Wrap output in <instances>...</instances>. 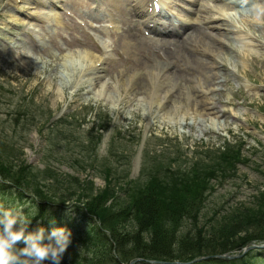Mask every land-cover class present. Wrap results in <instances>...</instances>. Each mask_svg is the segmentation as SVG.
I'll return each mask as SVG.
<instances>
[{"label": "rangeland", "instance_id": "1", "mask_svg": "<svg viewBox=\"0 0 264 264\" xmlns=\"http://www.w3.org/2000/svg\"><path fill=\"white\" fill-rule=\"evenodd\" d=\"M84 1L63 0L60 4L75 17L84 18L91 12L89 7L95 5L92 0ZM48 2L0 0V168L7 164L8 174L28 183L24 184L30 191L65 201L64 204L70 205L67 211L78 200L86 203L98 194L93 203L102 202L105 206L139 200L142 195L137 190L139 184L143 189L150 186L148 182L170 186L172 176L180 178L184 173L193 176L191 169L196 160L203 162L202 169L225 166L221 168L223 172H218L221 178L207 184V205L200 214L199 226L210 217L218 228L227 222L222 216L217 217L216 209H221L220 213L226 217L237 206H248L255 200L254 195L264 190V22H255L251 8L255 0H248L247 4L245 0H174L177 6L172 8L190 10L195 23H204V18L210 21L207 26L196 28L204 32V41L195 32L183 36L188 46L199 42L205 48L208 45L206 54L188 49L182 56L189 57L193 65L196 55L213 64H207L203 71L216 77L212 83L216 91L205 87L208 92L204 95L201 91L205 86L202 83L207 82L204 74L199 73L202 78L197 71L190 70L185 74L188 95L174 98L172 115L162 105L142 100L140 87L148 80L141 76L144 68L136 60L141 57L159 64L157 55L142 52L139 56L136 49L123 46L115 33L103 31L106 27L100 31L99 26L79 25L75 17L65 13L54 21L56 11ZM164 2L168 7L170 0ZM134 5L135 0L122 4L126 17H132L131 24L140 18L129 14L136 12ZM103 17L105 21L107 16ZM119 22L122 26V18ZM208 35L211 37L207 38ZM96 39L105 42L106 48ZM252 44L258 52L249 51ZM82 49H90L97 59L104 60L102 74L110 81L109 93L113 98L99 92L102 74L96 71L88 75L89 64L78 54L72 55ZM170 61L167 67L171 65L173 72H178L179 66L192 65L183 63V57ZM132 74L135 80L127 83L126 76ZM182 86V82L175 83L169 78L158 88L161 94L169 89L175 96ZM169 99V95L161 97L165 102ZM204 103L207 105L202 106ZM65 130L71 137L62 140L63 147H59L57 134L51 132ZM77 140L99 142L98 157L81 164L84 167L59 158L68 150L66 145L75 147ZM232 147L240 156L232 152ZM76 150L79 148L73 150L77 156ZM70 152L67 157L74 156ZM236 157L240 159L233 170L234 166L226 161ZM48 163L55 166L56 172L42 179L38 171ZM28 165L33 169L29 173L25 170ZM108 189L126 192L118 191L120 196L107 203V198L100 201L99 197ZM0 205L23 208L27 217L35 210L29 199L13 197L9 191L0 192ZM55 216L63 224L52 226L71 232V242L60 263L72 264L75 251L88 256L93 248L92 235L78 231L84 223H73L81 218L74 212ZM41 224L37 228L30 226L28 231L37 230Z\"/></svg>", "mask_w": 264, "mask_h": 264}, {"label": "trees", "instance_id": "2", "mask_svg": "<svg viewBox=\"0 0 264 264\" xmlns=\"http://www.w3.org/2000/svg\"><path fill=\"white\" fill-rule=\"evenodd\" d=\"M51 133L57 134L55 139L59 147H63L62 140L71 137L66 130ZM62 134H64L63 137H59ZM75 143V147L72 148L69 144L66 145L68 150L61 153L59 157L61 160L73 161L79 166L86 161L96 160L99 142L93 144L77 140ZM77 148L79 150H76V156L73 150ZM233 148L232 152L240 156V152H236ZM71 150L70 153H74V156L67 157L66 153ZM239 159L236 157L231 161L227 158L226 164L234 166V170V164ZM203 166V162L196 160L191 169L193 176L192 174L189 176V173L182 174L180 178L172 176V180L169 181L170 186L164 184L155 186L157 184L148 182L150 186L143 189L140 182H137L139 184L137 190L142 195L139 200L135 199L128 204L120 201L116 204L110 202L111 204L106 206L102 202L93 203L98 199L99 194L92 200L88 199L86 203L81 200L76 201V215L81 219H74L73 223H84L85 226L78 231L92 235L93 248L88 256L82 252L85 255L83 259H81V252L75 251L72 264H129L130 261L139 257L168 261L172 264H185L206 255L234 252L250 243L264 242V190L254 195L255 200L251 202L252 204L234 207L235 209L227 213L226 217L220 213L221 209H216L217 217L222 216L221 219L227 222L226 224L217 228L214 225L215 220L208 217L206 223L199 226L200 214L207 205V184L209 185L211 180L221 178L218 172H223L221 168H225V166L217 165L212 169L211 166L204 167V170ZM53 167H55L53 164H46L44 169L38 171L40 177L44 179V176H50L56 172ZM9 169L7 164H3L0 168V176L4 180L0 181V192L5 194L9 191L12 195L17 194L19 198H28L33 210L37 211L34 210L31 217H28L34 226L42 222L41 227L48 229L54 223L63 224L56 219L55 215L60 212H69L66 210L68 203L64 204L65 201L48 194L40 195L30 191L25 186L28 183L24 182V184L18 178L8 174ZM25 170L29 173L33 169L28 165ZM75 182L78 183V180L75 179ZM127 189L128 187L125 190ZM125 190L118 191L126 192ZM118 191L108 189L99 197V200L107 198L105 200L107 203L108 200L117 199L120 196ZM61 219L66 221L65 217ZM18 245L24 244L21 242ZM205 262L264 264V248L247 251L238 259L226 260L213 256L191 264ZM135 264L151 263L142 261Z\"/></svg>", "mask_w": 264, "mask_h": 264}, {"label": "bare ground", "instance_id": "3", "mask_svg": "<svg viewBox=\"0 0 264 264\" xmlns=\"http://www.w3.org/2000/svg\"><path fill=\"white\" fill-rule=\"evenodd\" d=\"M99 1H100V7L110 6L111 7L110 12L111 13L121 14L120 15L121 18H124L123 19V24L124 25L129 24V21L132 18H129V17L127 18L126 17L127 16V12L124 9V7L122 6V4L128 3V0H99ZM83 2H85V1L83 0ZM255 2L258 3L259 0H257V1L255 0ZM144 3L145 2H143V0H139V2L136 1V4H138V6L141 8V10L143 9ZM215 7L217 8V6H215ZM218 9L221 10V8H218ZM129 14H131V13H129ZM88 18L92 19V20L95 19L92 16V12H91V15L88 16ZM199 21H201V19ZM203 22H204L203 24H205L206 26L208 24H210L209 23L210 21L208 20V18H206V19L204 18ZM194 32H195L196 37H198L201 40H203L202 35H203L204 32H201V31L198 32L197 29L194 30ZM194 32H192V33H194ZM116 34L119 37V40L123 43L122 45H126L127 48H129V49H131V48L132 49H136V53L139 56H140V53H142V52L146 53V52L152 51V52H156L158 54L162 53L163 57L165 59H167L168 62H171L170 61L171 59L174 60V61H177L180 57H183V63L192 64L190 67L179 66V71L178 72H176V71L173 72V69L170 68L171 65H168V67H167V64L164 63L162 60L158 61L159 64L158 63L151 64V63H149L147 61H144V59H142L140 57L139 61H137L138 66H143L142 68H144V71H142L143 73L141 74V76L142 77L144 76V79L148 80L146 85L140 87L141 88L140 92H141V94H143L142 95L143 96L142 100H144V102L147 100L149 104L150 103L151 104L158 103L159 105H162L163 109H165L166 111H169L170 114L172 115L173 111L171 109H173L174 98L177 97V96H181V95H183V96H187L188 95V90H187V87H186V84L188 83L187 82L188 78H187V76H185V74L188 75V73H190L189 72L190 70H193V72L197 71L198 72L197 76H200L202 78H203V76H201L200 74L203 73L205 78H206V80H207V82H205V86L207 87V89L209 91H216V89H212V88L215 87V86H212L213 85L212 83H213V81L215 80L216 77L215 76H211L210 77V76H208V74L206 72L203 71L204 69H207V67H206L207 64H209L211 66L213 64L211 62H209L207 59L200 58L199 56L196 55V58L193 57L194 59H196V61L194 62V65H193V61H190L191 59L189 57L187 59H185L186 55L182 56V54H186L184 52H188L187 51L188 49L191 52H193V51L195 52L196 51V52H202V53L206 54V52L209 49L208 45L205 48V44L203 45V43L201 44L199 42V44L195 43V44H192V45L188 46V44L185 41V39H183L181 41L180 40H175L176 41V45L178 43L176 49L168 48L167 47V44H168L167 41L161 42L159 40L153 41L152 46H150V45H147L146 42H145L146 41L145 38H148V37L145 36L142 33V31L139 32L135 28H132L130 26H127L126 28L122 29L121 32L118 31ZM209 37H211V36L208 35L207 38H209ZM188 38H190V37H188ZM188 38H187V40H188ZM212 38H213V36H212ZM182 43H183V45H182ZM171 44H174V43H171ZM249 46H250L249 47V51L251 50L253 53L258 52V50H257V48H256V46L254 44L249 45ZM211 47L214 48V46H211ZM185 48H186V51H185ZM75 54H78L79 58L83 62L85 61L87 63V65L89 64L90 67L87 68V70H88L87 74L88 75H89V73L95 74L96 71H99L100 74H102V71H103L102 68L103 67L100 66L98 68V66H97V68H96V62L100 61L99 60L100 58L97 59L98 56L94 55V53L90 49H82V51L74 52V54H72V55H75ZM180 68H182V69H180ZM138 69H140V68H138ZM101 76L103 77V80H101L103 82H102V86L99 88L100 94L102 95V93H104L105 95L110 96V98L111 97L113 98L111 93H109L110 92V81H108V79L106 78V75L102 74ZM169 78H172L175 81V83L182 82L183 86L176 93L175 96H174L173 93H170L171 90H169V89L164 90L163 94H161L162 92H160V90H159V88L162 86V84H164L167 81V79H169ZM134 80H135V76H133V74H132V76H129V75L126 76V82L127 83H131ZM196 90L197 89H195V93H196ZM208 90H207V92H208ZM207 92H204V95H206ZM168 95L170 96V99H169L168 102H165V101L161 100L162 96L165 99L166 97H168ZM149 99H152V100H149ZM205 105H207V104L204 103V105H202V106H205ZM204 108L205 107H203V109ZM215 108L216 107H212V110H214ZM206 110H208V108ZM210 113H213V111L210 112Z\"/></svg>", "mask_w": 264, "mask_h": 264}, {"label": "clouds", "instance_id": "4", "mask_svg": "<svg viewBox=\"0 0 264 264\" xmlns=\"http://www.w3.org/2000/svg\"><path fill=\"white\" fill-rule=\"evenodd\" d=\"M251 8L255 22H264V0L252 3ZM30 223L23 208L0 205V264H42L45 260L60 264L71 242V232L65 227H53L46 236L43 227L28 231ZM21 242L24 247H18Z\"/></svg>", "mask_w": 264, "mask_h": 264}, {"label": "water", "instance_id": "5", "mask_svg": "<svg viewBox=\"0 0 264 264\" xmlns=\"http://www.w3.org/2000/svg\"><path fill=\"white\" fill-rule=\"evenodd\" d=\"M252 247H254V246H249V247L246 248V250H247V249L249 250V248H252ZM219 256H222V255H219ZM237 256H238V255H228L227 257H230V258H236ZM142 260H144V259H142V257H141V258H138V259L133 260L130 264H133V263H135V262H139V261L142 262ZM150 262H151V263H158L157 260H150Z\"/></svg>", "mask_w": 264, "mask_h": 264}]
</instances>
